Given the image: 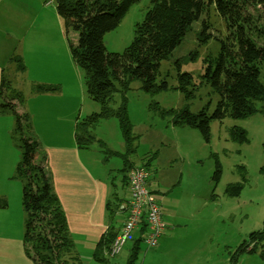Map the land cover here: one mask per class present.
Segmentation results:
<instances>
[{"label": "rangeland", "instance_id": "obj_1", "mask_svg": "<svg viewBox=\"0 0 264 264\" xmlns=\"http://www.w3.org/2000/svg\"><path fill=\"white\" fill-rule=\"evenodd\" d=\"M246 1L258 6L261 4V0ZM18 5L26 12L23 18L45 16L53 22L52 16H56L51 0H24V5L23 0H19ZM149 7L150 0H140L130 6L118 26L103 36L106 52L122 53L129 46L135 25L142 21ZM58 20L61 35L63 32L65 36L67 60L73 63L68 45H76L77 34L71 29L65 31L62 21ZM203 21L210 26L206 32L210 35L207 40L200 36ZM227 35L224 21L213 6L208 5L206 12L192 23L181 43L166 60L160 62L156 83L164 81L166 89L150 95L143 91L140 81L132 80L129 83V90L125 93L126 112L131 124V135L136 138L132 143L136 155L130 161L136 164L143 158L145 161L147 158L152 160L148 180L150 184L147 187L161 207L167 227L165 236L159 239L154 249H147L143 243L139 244L133 264H264V257L261 256L264 253V239L253 253L234 255L235 249L242 242H249L251 234L264 230V117L257 111L243 120L226 117L219 121L212 118L218 97L203 83L206 67L217 55L219 43ZM248 38L257 47L264 46V39L254 35ZM13 68L15 69V64L12 63L11 69ZM15 74L6 79L8 84H12L7 94L22 92L27 95L29 87L22 74ZM179 74L192 76L193 87L185 86L190 95H185V92L178 89ZM259 82L264 85L262 67ZM118 101L119 93H114L111 107H117ZM260 105V102L254 103L256 110H259ZM153 107L157 112L159 109H186L191 114H197L204 110L210 118L207 138L204 139L198 129L171 126L169 119L158 116ZM78 110L80 117L84 118L88 113L98 111L99 105L86 95ZM239 129L245 132V139L242 141L237 138ZM25 133L38 143L37 154L46 159V148L37 141L32 129ZM91 133L100 146L104 145L111 152L123 154L124 143L115 119L103 120ZM11 143L13 151H2L0 195L8 199L9 213L14 214L16 206L17 209L21 206V196L18 193L14 195V187L11 186L15 185H7L4 179L13 173L10 177L13 182L22 184L16 178L15 168L12 172L7 164L14 160L15 153L18 154V163L21 155L15 141L11 140ZM91 147L95 148L94 153L98 151L101 158L106 159L107 169L112 171L110 173L119 174L114 170L120 163L122 165L120 157L112 155L105 158L97 150L96 143ZM216 164L219 170L217 181L213 179ZM118 181L116 183L119 189L121 182ZM237 183L242 185L240 195H225L227 186ZM120 190H123L122 194L125 193L123 187ZM175 213L178 217L171 223L169 216L173 217ZM114 217L116 223L113 219L112 225L116 226L120 218L117 211ZM136 236V232H133L131 237ZM131 237L117 256L109 257V264H127L134 241ZM79 260L81 264H97L85 253L81 254Z\"/></svg>", "mask_w": 264, "mask_h": 264}, {"label": "trees", "instance_id": "obj_2", "mask_svg": "<svg viewBox=\"0 0 264 264\" xmlns=\"http://www.w3.org/2000/svg\"><path fill=\"white\" fill-rule=\"evenodd\" d=\"M51 1L65 31L71 29L77 34L76 45H68L70 56L74 65L82 71L87 96L100 108L99 112L76 121V146L86 150L96 143L105 158L112 155L120 157L122 169L119 174L125 186L126 173L135 166L130 158L136 153V149L132 147L136 138L131 135V124L126 112L125 93L129 90V83L132 80L140 81L143 91L150 95L166 89L164 81L156 83L160 62L166 60L181 43L192 23L206 12L208 5L213 6L228 32L226 39L219 43L217 55L209 61L203 75V83L218 97L212 118L219 121L226 117L243 120L257 111L264 117V85L259 82L260 67L264 69V46L257 47L248 38L254 35L264 39V0H261L259 6L246 0H150V7L142 21L134 27L131 43L122 53L106 52L103 36L114 30L130 6L140 0ZM209 28V23L203 21L200 36L204 40L210 38L206 33ZM9 61L15 64L17 73L25 71L20 57L11 56ZM185 86L193 87L192 76L179 74L178 89L185 92V95H190ZM35 87V91L39 93H51L58 89L51 85ZM9 89L11 90V86L8 81L2 79L0 112L8 113L14 119L11 139L15 141L21 155L15 167V175L22 183L23 253L32 264H81L68 233L65 215L52 190L45 156L37 154L38 143L25 133L31 131L30 118L16 110L23 97L17 92L12 95L9 92L8 95ZM114 93H119V101L117 107L112 108ZM255 102H260L259 110L254 107ZM157 115L168 118L173 127L188 126L198 129L204 139L207 138L210 118L204 110L191 114L186 109H159ZM111 118L116 120L119 128L124 143L123 154L111 152L104 145L100 146L91 133L103 120ZM244 133L243 130H238V140L245 139ZM150 161L147 158L140 166L149 170ZM262 171L264 174V166ZM218 177L216 164L213 179L217 181ZM241 191V184H231L225 189V195L238 197ZM122 203L123 200L115 193L106 204L109 228L100 237L92 253L97 264H109V248L118 232L112 221H115V212ZM5 207L6 201L0 198V209ZM120 222L122 223L119 218L116 225ZM142 230L144 229L141 228ZM263 239L264 230L254 232L250 235L249 242L244 241L235 249L234 255L253 253ZM140 243L141 235L133 241L127 264H133ZM261 256L264 257V253Z\"/></svg>", "mask_w": 264, "mask_h": 264}, {"label": "crops", "instance_id": "obj_3", "mask_svg": "<svg viewBox=\"0 0 264 264\" xmlns=\"http://www.w3.org/2000/svg\"><path fill=\"white\" fill-rule=\"evenodd\" d=\"M18 1L0 0V83L2 79L16 75L9 60L13 55L19 56L25 66L21 74L29 91L27 95L19 92L23 100L16 110L29 116L34 136L46 148V169L51 177L52 190L65 215L68 233L78 258L85 253L93 260L95 245L109 228L106 204L115 193L124 202L128 197V187L120 174L110 173L112 171L107 169L106 160L101 158L98 151L94 153L95 148L81 150L76 146L74 126L77 120L83 119L78 108L87 94L82 72L67 60L65 36L63 32L61 35V24L58 22L60 18L56 14L52 16L53 22L45 16L23 18L26 12L20 9ZM37 85L57 86L58 89L51 93H39L35 91ZM97 112L99 110L88 115ZM13 127V117L0 112V168H3L2 151L14 150L11 143ZM17 155L15 153L14 160L7 162L12 172L18 160ZM145 162L143 158L135 165L140 166ZM121 169L120 163L114 171L119 172ZM10 174L11 177L13 173ZM10 177L4 181L7 185H15L11 186L14 187V195L18 193L20 197L22 184H15ZM117 181L121 182L119 189H125L124 194L123 190L119 191ZM149 184L147 181V186ZM0 198L6 200V207L0 209V264H32L22 248L24 215L21 206L18 209L16 206L14 214L9 213L8 199L3 195ZM119 217L123 221L124 216L119 214ZM177 217V213L173 217L169 216L171 223ZM120 224L115 226L116 231ZM141 228L144 230L141 231ZM166 231L165 224L160 240ZM134 232L137 236L131 237L132 240L139 235L143 238L146 229L140 224Z\"/></svg>", "mask_w": 264, "mask_h": 264}, {"label": "built area", "instance_id": "obj_4", "mask_svg": "<svg viewBox=\"0 0 264 264\" xmlns=\"http://www.w3.org/2000/svg\"><path fill=\"white\" fill-rule=\"evenodd\" d=\"M149 172L142 166H133L127 172L128 197L118 206L117 213L124 216L116 237L112 241L108 256H117L132 233L143 224L146 232L142 243L154 249L164 234L165 224L162 210L147 187Z\"/></svg>", "mask_w": 264, "mask_h": 264}]
</instances>
